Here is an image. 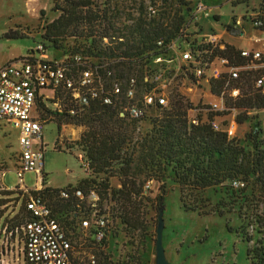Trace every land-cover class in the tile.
Instances as JSON below:
<instances>
[{
  "label": "built area",
  "instance_id": "obj_1",
  "mask_svg": "<svg viewBox=\"0 0 264 264\" xmlns=\"http://www.w3.org/2000/svg\"><path fill=\"white\" fill-rule=\"evenodd\" d=\"M93 2L107 11L112 23V31L102 39L101 50L118 47L113 56L107 51V56L86 62L80 56L71 60L66 57L63 62L51 61L47 48L39 45L28 56L0 69V124L19 133L20 148L15 169L19 179L17 187H5L6 162H0V264H76L77 255L85 249L88 250L86 260L96 264V252L107 249L114 230L109 204L102 203L94 191L86 197L81 189L72 188V192L68 188L61 189V199L74 196L86 200L87 204L86 211L66 215L56 214L44 197L35 194L46 189L44 158L47 149L43 136L48 123L43 116L56 92L69 93L78 107L92 102L111 107L140 131V126L154 110L169 107L179 93L185 96L183 87L201 88V92L210 94L214 103L191 109V125L208 123L214 131L226 132L218 119L225 114L222 110H227L224 94L213 95L211 82L227 75L226 89H229L230 82L237 80L245 67H232L227 60L215 56L216 51L224 48L215 34L199 40L198 34L189 33L200 8H192L183 31L175 38L144 41L139 34L130 31H135L141 23H163L160 3L153 0ZM252 26L261 28L263 21L256 18ZM127 45H140V49L126 56ZM241 56L259 61L264 52L244 50ZM123 57H146L145 64L137 59L128 62ZM256 85L263 87L264 77ZM230 95L237 97L239 90H232ZM39 103L44 105L40 112ZM76 112L74 108L69 111L71 115ZM81 165L87 173L88 163ZM27 173L36 174L37 188L26 186ZM232 186L241 189L244 184L235 180Z\"/></svg>",
  "mask_w": 264,
  "mask_h": 264
},
{
  "label": "rangeland",
  "instance_id": "obj_2",
  "mask_svg": "<svg viewBox=\"0 0 264 264\" xmlns=\"http://www.w3.org/2000/svg\"><path fill=\"white\" fill-rule=\"evenodd\" d=\"M186 1L191 3L194 10L201 9L189 29L190 34H198L199 40L220 35L236 17L239 21L236 25L244 29V38H236L237 42L251 41V50L264 52V33L252 26V21L264 12L261 11L264 0H220L217 3L211 0ZM62 2L0 0V64L20 60L39 45L47 48L51 61L63 62L74 45L73 39L62 41L56 47H49V43L42 40L44 27L60 15L53 11L55 4ZM215 16H219V21L215 20ZM10 31L11 37L22 39H6L5 34ZM81 43L77 41V45ZM261 69H264V65L251 64L241 72ZM201 90L187 85L182 89L184 97L194 107L214 103L210 94ZM55 103L58 106L62 104L57 100ZM47 109L57 111L51 103H48ZM226 112L229 110H222L221 113L225 114L218 116V119L229 138H236L239 146L245 150L246 156L239 161L244 164L251 162L254 157L253 145L245 140V136L251 127L261 123L263 134L260 138L264 137V113L250 111L248 121L239 125L236 119L241 111ZM45 119L48 123L44 131L45 140L49 142L57 136L58 127L51 122L55 117L45 113ZM122 127L131 135L122 150L123 159L112 163L105 173L96 175L91 170L86 173V179L109 187L104 198L113 207L110 219L114 223V230L104 251L108 264H156L158 217L161 212L165 225L163 246L169 264H264V178L261 182L257 180V175H250L242 180L244 187L236 189L230 179L221 176L220 182L214 180L211 181L214 184L199 189L194 176H190L186 182L182 180L180 165L169 164L154 155V151L149 152L153 138L157 137V130L153 131V126L144 123L140 131L136 125L122 124ZM86 132L84 126L62 125L54 149L71 156L57 161L53 154L48 153L54 159V176L60 175L58 168L64 166L65 161L76 163L83 169L81 164L87 158ZM248 153L251 155L248 156ZM19 154V133L10 127L0 129V162H6L4 184L7 189L19 184L15 170ZM127 161L130 163L129 181L136 185L135 191H141L137 198L133 197L130 201L119 193L125 181L120 169H125ZM201 167H207V163ZM37 183L35 173L25 174L27 187L35 189Z\"/></svg>",
  "mask_w": 264,
  "mask_h": 264
},
{
  "label": "trees",
  "instance_id": "obj_3",
  "mask_svg": "<svg viewBox=\"0 0 264 264\" xmlns=\"http://www.w3.org/2000/svg\"><path fill=\"white\" fill-rule=\"evenodd\" d=\"M153 1L160 3L163 9L160 14L161 20L163 19L164 22L157 23V25H155L156 21L154 23H141L135 31L131 30L130 32H136L144 41H154L159 37L175 38L183 31L185 19L192 10L191 3L186 0ZM211 1L217 3L220 0ZM53 11L59 12L60 15L44 27L42 40L49 43V47H56L62 41L73 39L74 45L71 47L69 55L65 56L68 57V60L73 59L74 56H80L83 62L92 58L97 60L101 59L102 56H107V51L110 52L109 55L112 54L111 56H113L114 51L118 50V47L107 51L101 50L102 39L108 36L113 28L111 21L108 19L107 11L101 10L93 0H63L61 4H55ZM261 11H264V5H261ZM214 18L219 21L218 16ZM257 18L263 21V27L254 29L264 32V12L260 13ZM234 24L236 25L235 21ZM225 28L232 36L243 35L242 30L233 26H226ZM5 38L9 40L22 39L11 37V31L5 34ZM77 41L82 43L77 45ZM221 44L224 48L216 51L215 56L227 60L232 67L242 68L251 64L264 65V56L259 61L247 60L241 56V51L228 44ZM125 48V55L129 56L133 50L140 49V45L139 47L127 45ZM106 58L114 59L116 57ZM123 58L128 62L137 59L144 65L146 57ZM263 77L264 69L241 72L239 78L231 81L230 88L226 89L228 76L223 75L221 79L211 82V92L216 96L224 94L228 113L233 110L241 111L236 122L242 125L248 121L250 111L264 113V86L257 87L256 85ZM235 89L239 90V95L232 97L230 94ZM55 100L62 103L56 109L57 111L52 112L47 108L44 111L55 117V120L51 122L57 124L58 134H60L63 124L87 128L84 135L87 148L86 162L93 174L105 173L112 163L123 159L122 150L131 135L122 127V124L125 126L133 124L127 122L126 118H121L111 107H107L100 102H92L88 106L78 107L72 96L62 91L56 92L54 99L49 102L57 105ZM40 106L44 107V105L39 103V112ZM73 108L77 111L76 115L69 113ZM191 109H194L193 104L179 93L171 101L169 107L156 109L151 113L145 123L153 126V131L157 130V137L153 138L149 152L154 151V155L160 156L169 164L180 165L182 167V180L186 182L190 176H194L196 187L199 189H205L214 184L211 181L218 182L221 176H224V179H230L232 182L235 180L242 182L250 175H257V180L263 182L264 137L260 138L263 134V129L260 127L261 123L251 127L245 136V140L250 141L253 145L254 157L251 162L244 164L239 160L241 157H245L246 153L239 146V141L236 138H229L226 132L214 131L208 123L198 126L191 125L189 119ZM43 118L46 121L45 115ZM209 118L212 119L213 115ZM249 155L251 153H248ZM198 162H200V165H197ZM189 163L191 164L189 165ZM205 163H207V167H201ZM129 166L130 163L127 161L125 169H120L125 181L122 183V189L119 193L127 201H130L133 197L137 198L141 194V191H135L136 185L129 181L131 178ZM124 171L126 172L124 173ZM240 177L243 179H239ZM72 188L81 189L86 197L89 196L91 191H94L102 203H108L104 198L106 191L109 189L108 186L85 179L76 186L68 188V190L72 192ZM35 194L44 197L56 214L66 215L86 211L87 209L86 200H80L74 196L69 199H61L59 197L60 190L46 188L37 191ZM110 209L112 211L113 207L111 206ZM96 256V264H108V258L104 252H96ZM78 264L90 263L84 261Z\"/></svg>",
  "mask_w": 264,
  "mask_h": 264
},
{
  "label": "crops",
  "instance_id": "obj_4",
  "mask_svg": "<svg viewBox=\"0 0 264 264\" xmlns=\"http://www.w3.org/2000/svg\"><path fill=\"white\" fill-rule=\"evenodd\" d=\"M232 21H233V23L228 24V26H233L234 28L242 30V31L244 30L241 25H235L234 24V21H236V23H239L238 18L234 17ZM261 33H264V32H261ZM218 36L223 43L228 44V45L236 48L239 51L253 49V43H251V41L250 42L244 41L242 43H241V41L237 42L238 41L237 39L241 40L242 37L244 38V34L241 36L235 37V36H232L230 33H228L226 28H224L222 30V33ZM4 65L5 64H0V69ZM53 124H55V123H53ZM46 126H45V128H46ZM3 128H4V125L0 124V129H3ZM44 131H45V129H44ZM58 135L59 134H57V136L55 138H53L52 140H50L49 142H47L45 140V133L43 136L44 143H45L46 149H47L45 152V158H44V170L46 173V188L53 189V190H61V189L69 188V187H74L78 183H80L81 181L86 179V173L84 172V170L81 167H79L76 163L70 164L67 161L64 162L65 163L64 166L58 168L59 172H57V173H60L59 176H54V174H52V173L56 172V169L54 167L55 164H53L54 159H56L58 161L60 159H66L68 156H71V155H67L65 153L55 151L54 148H55V144H56L57 139H58ZM48 153L53 154L55 156V157H53L54 159L51 158L50 156H48ZM87 253H88V250L85 249L82 253L77 255L78 263L80 262L81 259H84V261H87L86 260V254ZM78 263H76V264H78Z\"/></svg>",
  "mask_w": 264,
  "mask_h": 264
},
{
  "label": "water",
  "instance_id": "obj_5",
  "mask_svg": "<svg viewBox=\"0 0 264 264\" xmlns=\"http://www.w3.org/2000/svg\"><path fill=\"white\" fill-rule=\"evenodd\" d=\"M165 230L163 213L158 217L157 243H156V264H169L166 259L165 249L163 246V232Z\"/></svg>",
  "mask_w": 264,
  "mask_h": 264
}]
</instances>
